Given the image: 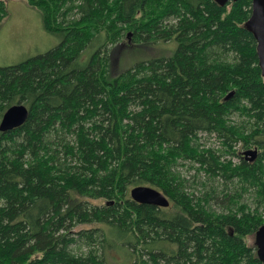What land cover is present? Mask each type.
Masks as SVG:
<instances>
[{
	"label": "trees",
	"instance_id": "16d2710c",
	"mask_svg": "<svg viewBox=\"0 0 264 264\" xmlns=\"http://www.w3.org/2000/svg\"><path fill=\"white\" fill-rule=\"evenodd\" d=\"M22 1L62 40L0 67V122L18 103L29 110L21 127L0 132V264H111L113 249L123 261L112 264H139L142 251L154 264H263L264 78L247 28L252 0ZM7 17L0 0V26ZM126 39L177 48L113 75L111 48ZM200 134L221 148L202 149ZM186 163L254 190L255 207L223 194L219 211L215 188L196 197L177 171ZM137 186L170 207L134 202ZM92 224L101 227L74 230ZM80 241L85 253L73 250Z\"/></svg>",
	"mask_w": 264,
	"mask_h": 264
},
{
	"label": "rangeland",
	"instance_id": "374dc122",
	"mask_svg": "<svg viewBox=\"0 0 264 264\" xmlns=\"http://www.w3.org/2000/svg\"><path fill=\"white\" fill-rule=\"evenodd\" d=\"M6 1L8 7V17L0 26V67L20 64L27 59L36 57L40 54H45L61 43V37L49 34L44 30L39 12L30 8L22 0ZM176 48V42H160L151 45L139 46L135 45L130 39H126L124 42L111 48V54L113 55L115 62L112 74L116 75L123 70L131 68L138 62L150 60L151 58H156L157 56L171 54L174 50H176ZM88 55L89 53L85 55V58L88 57ZM241 120L242 118L238 117V115L233 116L234 122H240ZM199 137L201 138L199 143L202 144V149L221 148V144L216 141L214 136L200 134ZM177 171L181 172L186 178L188 191L194 193L196 197H200L201 193H204L206 190H212L214 188L217 189L215 195L218 198L216 200H212L211 204L219 211L225 208L228 201V198H225L223 194L230 196L232 200L239 201V203L247 204L252 208L255 207L254 190L246 192L245 187L241 182L234 181L224 185L222 180H209L204 173L197 174L195 169L189 170L188 163H186L185 167L180 166ZM194 176L197 177L194 179ZM204 185H206L205 188ZM88 201L94 205H100L102 203L101 200ZM98 227H101V225H77L74 230L79 232L84 229ZM110 239V244L116 242V236L114 234L110 235ZM95 247H99V243H97ZM73 250L76 253H85L87 251L86 243L80 241L77 246L73 247ZM130 251H132L131 248ZM142 252L140 261L143 262L139 264H144V262H147V264H154L150 261V255L147 251ZM108 261L111 262V264L113 262H122V252L116 249L109 251ZM161 264L164 263L161 262Z\"/></svg>",
	"mask_w": 264,
	"mask_h": 264
},
{
	"label": "water",
	"instance_id": "95a60500",
	"mask_svg": "<svg viewBox=\"0 0 264 264\" xmlns=\"http://www.w3.org/2000/svg\"><path fill=\"white\" fill-rule=\"evenodd\" d=\"M220 6L238 0H213ZM247 28L257 43L259 66L264 78V0H252V13ZM130 37V34L128 35ZM29 117V110L23 103L11 106L4 113L0 122V132L8 133L21 127ZM255 158V151L249 152ZM132 200L138 204L168 208L170 200L159 190L149 186H137L130 190ZM258 259L264 264V225L255 234Z\"/></svg>",
	"mask_w": 264,
	"mask_h": 264
},
{
	"label": "crops",
	"instance_id": "0c3cea01",
	"mask_svg": "<svg viewBox=\"0 0 264 264\" xmlns=\"http://www.w3.org/2000/svg\"><path fill=\"white\" fill-rule=\"evenodd\" d=\"M40 18H41V16H40Z\"/></svg>",
	"mask_w": 264,
	"mask_h": 264
}]
</instances>
